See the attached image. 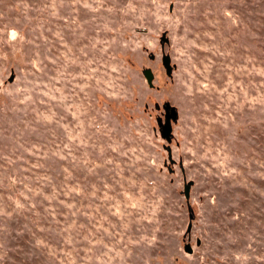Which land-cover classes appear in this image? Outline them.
Segmentation results:
<instances>
[{"label":"rangeland","instance_id":"obj_1","mask_svg":"<svg viewBox=\"0 0 264 264\" xmlns=\"http://www.w3.org/2000/svg\"><path fill=\"white\" fill-rule=\"evenodd\" d=\"M0 264H264V0H0Z\"/></svg>","mask_w":264,"mask_h":264},{"label":"water","instance_id":"obj_2","mask_svg":"<svg viewBox=\"0 0 264 264\" xmlns=\"http://www.w3.org/2000/svg\"><path fill=\"white\" fill-rule=\"evenodd\" d=\"M162 64L164 65L166 69V73L169 75L171 73V66H170V59L167 55L162 56ZM144 74L146 76V80L148 84L152 83L153 75L149 69L144 71ZM13 77L11 76L9 80H12ZM164 109V119L158 118V126L160 128V134L161 136L169 142L171 140V132H172V122H175L177 120V111L174 106L170 105L169 103H165L163 105ZM193 184L192 181H189L184 184V196L186 199L190 196V188ZM192 228V223H188L186 233H190ZM201 241L200 239L196 240V244L200 245ZM184 251L187 253H192L193 249L190 243H186L184 245Z\"/></svg>","mask_w":264,"mask_h":264},{"label":"trees","instance_id":"obj_3","mask_svg":"<svg viewBox=\"0 0 264 264\" xmlns=\"http://www.w3.org/2000/svg\"><path fill=\"white\" fill-rule=\"evenodd\" d=\"M47 185H48V186H50V184H49V183H48ZM44 221L47 223V221H46V220H44Z\"/></svg>","mask_w":264,"mask_h":264}]
</instances>
